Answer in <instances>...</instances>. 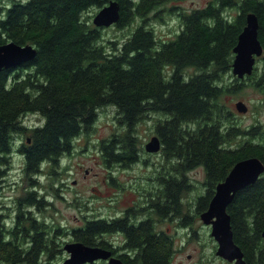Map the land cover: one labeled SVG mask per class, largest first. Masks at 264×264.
I'll list each match as a JSON object with an SVG mask.
<instances>
[{"label":"trees","instance_id":"obj_1","mask_svg":"<svg viewBox=\"0 0 264 264\" xmlns=\"http://www.w3.org/2000/svg\"><path fill=\"white\" fill-rule=\"evenodd\" d=\"M117 1L119 27L141 22L122 44L111 41V49L103 42L102 29L93 24V15L87 13L110 0H7L0 4V44L14 41L37 49L31 61L0 70V177L10 165L17 130L31 132V143L20 148L26 156L25 173L31 177L44 162L56 163L62 154L71 152L74 138L94 125L101 107L114 106L118 127H123L99 144L104 164L136 162L146 153L138 125L147 112L163 114L156 132L166 163L161 171L152 172L159 191L149 197V219L129 230V244L138 251L136 258L125 260L171 264L174 238L155 229V217L164 219L174 211L182 222L191 220L182 201L190 189L188 172L205 169L208 188L199 199L201 213L208 208L217 184L238 161L256 156L264 162V142L251 138L264 137V129L237 126L224 102L229 90L243 86L238 79L227 86L224 76L232 69L233 50L248 12L259 18L264 49V0H208L206 6L190 12L180 10L181 29L168 40L158 37L149 19L158 17L160 6L178 0ZM259 60L264 64V52ZM189 68L196 72L186 74ZM246 78L264 95V67L256 66ZM27 113L41 114L44 124L27 129L20 119ZM239 136L249 140L234 145ZM147 179L153 180L152 176ZM48 189L57 192L53 182ZM26 202L39 209L44 205L35 192H28ZM228 212L235 242L248 264H264V173L236 193ZM112 227L106 217L88 219L76 227L73 237L89 246H104L100 236ZM46 230L35 218L21 215L16 227L7 230L0 216V264H46L38 258ZM28 237L35 241L33 248L23 244Z\"/></svg>","mask_w":264,"mask_h":264},{"label":"rangeland","instance_id":"obj_2","mask_svg":"<svg viewBox=\"0 0 264 264\" xmlns=\"http://www.w3.org/2000/svg\"><path fill=\"white\" fill-rule=\"evenodd\" d=\"M2 1L7 2V0H0V4ZM207 2L208 0L172 1L166 7L160 6L158 17L150 18L149 24L153 26L159 38H173L180 29L179 11L190 12L195 8L206 6ZM172 6L177 9L169 10ZM97 11L98 8H93L87 13L94 15ZM235 13V10L230 11V14L234 15ZM154 14L152 13V15ZM140 22L138 19L135 23L133 22L134 24L124 28L116 24L102 28L103 42L110 49L111 41H118L122 44ZM258 67L259 69L264 67L263 61L258 62ZM167 70L170 71L169 68ZM195 72L196 69L189 68L186 74ZM236 79V75L229 71L224 76V84L231 87L235 85ZM237 82L243 86L235 92L229 90V93L224 97L225 105L233 112L231 118H235L233 121L243 129H250L256 125H261L264 129V106L262 103L264 95L252 86L247 78H238ZM238 101L246 103L247 112L240 113L237 110L236 102ZM116 116V108L112 105L99 108L95 123L88 130L89 132L85 131L74 138L71 152L62 154L56 163L44 162L38 176L30 177L25 173V159L18 153L22 144L26 145L31 132L23 133L17 130L13 134L10 165L6 167V173L0 177L3 178L4 185H6L4 189L0 187V215L8 228L14 229L16 216L21 211L30 210L31 215L29 216L34 217L37 222L45 226L46 231L51 234L55 231L62 236L64 241H69L73 233L76 234L75 227L84 225L88 220L82 219L84 215L91 218L104 215L114 217L119 213L123 215L128 207L138 208L141 206L143 207V216H146L145 207L148 206L150 195H156L159 191V185L155 187L156 183L152 172L161 171V165L166 163V160L163 158L162 151L153 154L142 152L141 161L130 167L116 165L109 168L108 164H104L101 157L103 152L99 144L102 140L109 139L115 132L123 130V127H118ZM162 117L161 113L147 112L145 118L138 125V135L143 140L144 146L152 136L157 135L156 125ZM20 119L29 130L42 126L45 122V118L39 113H27ZM20 136L23 137V143H20ZM251 138L254 142H264V137L259 135H252ZM248 140L247 136H239L234 145ZM87 169L89 170L88 174H86ZM147 176H152L153 180L148 181ZM186 177L190 189L184 194L182 201L184 213L191 217V228L179 226V223H182L181 219H176V226L173 227L170 225L168 217L164 219L157 217L155 223L157 229L167 230L174 238L175 248L171 264H231L215 252L214 240L216 239L214 236H209L211 229L205 227L206 224L202 221L201 213L198 210L200 197L207 195L208 185L205 169L198 167L188 172ZM111 179H113L112 184ZM52 182L57 186V192L54 190L49 192V184ZM0 183L3 182L0 181ZM35 187L42 191L35 190ZM154 187L156 192L151 193ZM28 192H35L36 196L44 201L41 209L33 204L29 205L28 202L20 206V199H24ZM71 231L73 233H69ZM198 232L200 234L197 238L194 234ZM119 237L121 238L122 235L119 234ZM45 243H48L47 238L43 241L42 248ZM43 262L56 264V262Z\"/></svg>","mask_w":264,"mask_h":264},{"label":"water","instance_id":"obj_3","mask_svg":"<svg viewBox=\"0 0 264 264\" xmlns=\"http://www.w3.org/2000/svg\"><path fill=\"white\" fill-rule=\"evenodd\" d=\"M120 4L112 0L101 8L93 18L97 27L110 26L120 20ZM259 18L256 13L246 14V24L238 36L237 44L234 47V61L232 64L233 73L239 78H244L253 72L256 57L263 53V46L259 39ZM37 54L36 48L32 45H21L11 42L0 45V70L3 67L17 66L24 62L31 61ZM240 112L248 110L243 101L236 104ZM148 152H157L161 149V140L153 136L146 144ZM264 173V162L259 157H249L238 161L230 170L227 177L216 186L214 196L211 198L208 209L201 213L205 224L212 225V235L219 243L217 254L235 264H247L244 260V253L233 238L231 215L228 213V206L232 203L236 193L255 183L261 174ZM264 237V229L262 231ZM65 250L70 253L62 264H85L95 260H108L110 252L101 247H94L83 242H68ZM107 264H125L119 259L110 258Z\"/></svg>","mask_w":264,"mask_h":264},{"label":"flooded vegetation","instance_id":"obj_4","mask_svg":"<svg viewBox=\"0 0 264 264\" xmlns=\"http://www.w3.org/2000/svg\"><path fill=\"white\" fill-rule=\"evenodd\" d=\"M19 139H20V143H23V141H22L23 137L20 136ZM136 160H137L136 162L130 163V164H125V163H122V162H110V163H108V166H109V168H112V167H114L116 165H121L123 167H130V166L138 163L139 161H141V156L138 157ZM88 173H89V170L87 169L86 170V174H88ZM112 180L113 179H111V181H110L111 184L113 182ZM0 181L3 182L2 184L0 183V187H2V189H4L5 186H6V185H4L5 181H3V178H0ZM22 199L23 198H21L20 200H22ZM21 205H22V203L20 202V206ZM142 208L143 207H141V206L138 207V208H136L135 206H131V207H128L125 210L123 215L119 213L117 216H114V217H112V216L109 217V215H104L103 216V217H106V221H107V223L110 226H114L110 230H108L107 232L102 234V236H100V240H101L100 242L104 243V246H101V247H104V248L108 249L111 252V257H116V258L122 260L123 262H125L127 264H130V263H128L125 259H134V258L137 257V251L138 250L137 249L135 250L129 244V234H130L129 230L131 228L140 227V225H142L144 223L143 222L144 219H149L150 212L152 210L150 202L148 201V206L145 207V209L147 210L146 216H143L144 214H143V209ZM20 215L24 219L32 217V216H29V215H31L30 211H28L27 213H24V211H21L16 216L15 227L17 225V221H18V218H19ZM88 218L90 220L97 219V217H94V218L88 217ZM98 218H102V217H98ZM156 218L157 217H155V219ZM168 218H169L170 223H171L170 225L173 226V227L176 226L177 216L175 215L174 211H170L169 212ZM124 221H125L124 224H119L118 223V222H124ZM155 223H154L155 229L158 232L163 231V230L157 229ZM81 226H83V225H79L77 227H81ZM179 226H181L183 228H189V227L191 228L192 222L191 221H184L182 223H179ZM205 227H209L211 229L210 225H205ZM164 231H165L166 234L170 235L167 230H164ZM69 233H73V232L71 231ZM119 234L122 235L121 238L119 237ZM198 234H200V233L198 232V233H195L194 235L198 238L199 237ZM42 235H43V241L45 240V238H47L48 239V243H45L44 247L40 248V250L38 252L39 253L38 254V258H40L41 261L56 262V264L64 261L70 255L68 253L66 255H64V253L66 252L64 250L65 243L66 242L76 241V239L74 237H71V238H73L72 240L69 239V241H64L62 239V236L58 235V233H56L55 231H53V234H51V232H49V231H43ZM49 236H52V237L50 238ZM209 236L212 237V235L210 233H209ZM26 242H27V244H26ZM23 244H24L25 247L33 248V246L35 245V241L31 237H28L27 239H25ZM214 247H215V252H217L218 251L217 249L219 247H218V242L216 240H214ZM19 249L21 251L25 250V248H23V247H20ZM241 249H242V247H241ZM242 251H243V249H242ZM219 257L224 259V257H222V256H219ZM244 260L248 264L247 260L245 259V252H244ZM227 261H229V260L227 259ZM98 262H100V261H97V262L92 263V264H96ZM108 262H109V260L108 261L104 260L103 263L107 264ZM229 262L231 264H235V261H233V262L229 261Z\"/></svg>","mask_w":264,"mask_h":264}]
</instances>
